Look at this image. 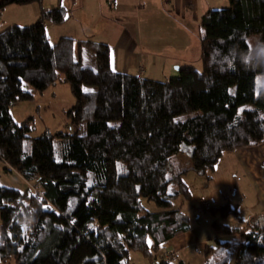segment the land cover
Returning <instances> with one entry per match:
<instances>
[{
  "label": "trees",
  "instance_id": "16d2710c",
  "mask_svg": "<svg viewBox=\"0 0 264 264\" xmlns=\"http://www.w3.org/2000/svg\"><path fill=\"white\" fill-rule=\"evenodd\" d=\"M32 1L40 5L33 23L0 28V161L35 183L0 186V264H133L131 250L146 258L164 252L189 229L173 203L190 197L182 175L205 173L225 151L264 142V83L256 82L264 68L224 56L233 46L247 50L251 35L264 40V0H228L206 11L201 69L181 66L164 80L113 69L104 42L60 36L51 43L45 22L66 21L61 5L0 0V10ZM55 81L73 95L69 126L31 136L28 119L17 122L10 106ZM182 147L187 168L173 162ZM205 208L220 214L210 221L216 234L233 239L206 245L201 264L230 257L264 264V214L239 216L229 201ZM230 215L243 226L224 223ZM161 254L153 264H170Z\"/></svg>",
  "mask_w": 264,
  "mask_h": 264
},
{
  "label": "crops",
  "instance_id": "0c3cea01",
  "mask_svg": "<svg viewBox=\"0 0 264 264\" xmlns=\"http://www.w3.org/2000/svg\"><path fill=\"white\" fill-rule=\"evenodd\" d=\"M227 4L228 0H66L62 5L57 0H50L44 6L61 5L68 10L69 17L72 12L80 16L81 23L82 17L92 11L94 17L89 23L93 22L97 27L87 24L85 34H102L103 39L99 41L108 44L113 69L141 75L148 68H160L163 70L160 80H164L174 75L171 70H165L173 69L174 65L177 69L185 65L197 67L196 64L200 62L199 37L202 33L200 17L210 9L223 8ZM9 5L18 7L13 6L17 5L15 3L6 7ZM19 5H25L24 10L36 20L40 11L37 1ZM6 7L0 10V17ZM11 10L14 12L15 8ZM50 27L45 24L46 31H50ZM73 30L72 27L66 28V36H75ZM219 161L225 164L226 171L223 173L229 181L228 191L223 193L219 203L229 201L237 209L245 208L242 215L245 218L263 215L264 143L225 151L217 163ZM247 192L251 198L245 201ZM208 202L209 205L213 204ZM192 206L196 211L192 216L187 213L189 229L166 243L168 248H176V253L165 254L170 264H201L206 245L212 244L216 238H232L231 235L216 234L210 224V213L200 201L198 206ZM154 258H149L150 264H153Z\"/></svg>",
  "mask_w": 264,
  "mask_h": 264
},
{
  "label": "rangeland",
  "instance_id": "374dc122",
  "mask_svg": "<svg viewBox=\"0 0 264 264\" xmlns=\"http://www.w3.org/2000/svg\"><path fill=\"white\" fill-rule=\"evenodd\" d=\"M50 0H43V3L47 5ZM56 1V0H54ZM59 1V4L64 5L66 0H57ZM67 5V4H66ZM18 7H12V5L5 6L7 9H5L2 13V16L0 17V28L4 27L5 25H9L11 23H16L19 25H26L33 23L34 18L31 17L30 12L27 10H24L26 7L25 5H13ZM11 8H15V11L12 12ZM18 8V10H17ZM96 14V11H94ZM94 15H92V11L88 13L86 16L82 17V23L80 21V16L74 15L73 12L70 17L66 19L63 23L60 24H51L45 22L47 27H50L46 31L49 41L53 43L58 37L66 36V28H73L75 36H72L75 38V40L78 39H85V40H93L96 42H100L99 39H103L102 34L101 36H98L95 32L85 34V28L87 27V24L96 26L91 23H89ZM18 19V20H17ZM97 27V26H96ZM66 33V34H65ZM98 39V40H97ZM255 35H251L248 38V44L249 47L254 45L255 42ZM124 40V39H123ZM87 64L91 65L93 64L92 61H88ZM197 69H201V63H197ZM174 69H165L167 71L171 70V73L174 75L178 74V69L174 66H172ZM146 69V72H142L141 75L144 77L152 78V79H160L162 77L163 70L160 68H148ZM130 72H133V70H130ZM171 75L167 76L170 77ZM257 87H260L263 85L264 81L263 78L260 76L257 77ZM73 95L71 93L70 87L68 84L63 83L61 81H55L52 84H49L43 92L35 93L32 98L21 100L17 103H13L10 106V113L12 117L17 121L21 122L26 119H28L31 130L30 135L31 136H37L40 133L44 131H49L50 133L56 132V131H64L67 130L69 126V121L67 117V111L73 104ZM264 143V142H263ZM185 147H182L181 150L176 153L173 156V162L176 166H179L181 168H187L190 166V157L187 149H184ZM222 161V159H220ZM219 161V162H220ZM218 162V163H219ZM217 165L215 164L213 170H206L205 173H196L195 171H187L185 174L182 175V178L184 182L189 186L190 191V197L184 198L180 197L176 201H174V205L182 204V208L188 215L192 216L195 214L196 208L192 205H199V197L200 195H204L208 201H211L213 203L212 205H218V203L221 201V198L223 196V193H226L228 191V184L229 181L225 179V174L223 171H226L225 164L219 163ZM3 163L0 161V186H9L14 187L18 189H24L26 187L33 188L35 186V183L32 181H26L23 177H21L16 171H8L5 172L3 170ZM233 184V181H231ZM222 190V191H220ZM221 193V194H220ZM221 195V196H220ZM249 198V193L247 192L245 201H247ZM220 204V203H219ZM146 207L153 209V206L151 204H145ZM203 205V204H202ZM191 206V207H190ZM207 206V205H203ZM209 206V204H208ZM239 216L244 215L245 208H239ZM210 215V214H209ZM220 214L219 212L212 214L209 216L210 221L212 218L218 217ZM243 217V216H242ZM224 223L228 225H240L243 226L244 222L239 221L234 216H228L224 219ZM233 239V238H231ZM236 239V238H235ZM170 249L174 250V253H176V248H167L164 249V252L159 251L154 256L162 255H171L174 253L170 252ZM129 259L130 262L133 264H150V259L146 258L139 253V251L131 250L129 253ZM228 264H233V257L229 258Z\"/></svg>",
  "mask_w": 264,
  "mask_h": 264
},
{
  "label": "clouds",
  "instance_id": "9594fccd",
  "mask_svg": "<svg viewBox=\"0 0 264 264\" xmlns=\"http://www.w3.org/2000/svg\"><path fill=\"white\" fill-rule=\"evenodd\" d=\"M224 56L229 60H238L246 69L264 68V40L257 38L255 44L247 50L230 47Z\"/></svg>",
  "mask_w": 264,
  "mask_h": 264
},
{
  "label": "built area",
  "instance_id": "2783aa9c",
  "mask_svg": "<svg viewBox=\"0 0 264 264\" xmlns=\"http://www.w3.org/2000/svg\"><path fill=\"white\" fill-rule=\"evenodd\" d=\"M199 200H200V202H201L203 205H208V204H209V202L205 199V197H204L203 195H201V196L199 197ZM170 252H171V253H174V250H173V249H170Z\"/></svg>",
  "mask_w": 264,
  "mask_h": 264
},
{
  "label": "snow or ice",
  "instance_id": "6c2138e0",
  "mask_svg": "<svg viewBox=\"0 0 264 264\" xmlns=\"http://www.w3.org/2000/svg\"><path fill=\"white\" fill-rule=\"evenodd\" d=\"M87 90V89H86ZM239 111H242V109L241 110H238V113H239ZM45 207H48L47 205H45Z\"/></svg>",
  "mask_w": 264,
  "mask_h": 264
}]
</instances>
